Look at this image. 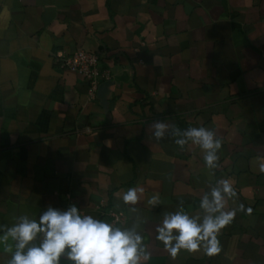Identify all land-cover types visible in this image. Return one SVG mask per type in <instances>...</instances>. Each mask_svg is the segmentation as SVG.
Here are the masks:
<instances>
[{
  "label": "crops",
  "instance_id": "0c3cea01",
  "mask_svg": "<svg viewBox=\"0 0 264 264\" xmlns=\"http://www.w3.org/2000/svg\"><path fill=\"white\" fill-rule=\"evenodd\" d=\"M77 49L112 74L95 98L59 64ZM158 121L170 126L159 141ZM191 127L221 140L215 168L183 136ZM220 180L236 209L220 251L172 257L157 226L181 207L203 217ZM101 203L142 236L140 264H264V0H0V225L71 204L110 223Z\"/></svg>",
  "mask_w": 264,
  "mask_h": 264
},
{
  "label": "clouds",
  "instance_id": "9594fccd",
  "mask_svg": "<svg viewBox=\"0 0 264 264\" xmlns=\"http://www.w3.org/2000/svg\"><path fill=\"white\" fill-rule=\"evenodd\" d=\"M169 127V124L158 121L152 125V135L159 141ZM173 134L179 133L173 129ZM183 136L204 151L203 159L208 168L217 166V152L222 142L212 130L191 127L183 132ZM186 142L185 139L175 141L180 146ZM218 184L221 187L212 188L210 194L205 193L200 198L203 217L190 215L181 207L166 213L157 226V239L163 242L172 257L181 249L191 252L202 247L208 255L220 251L218 233L231 222L236 209L225 210V196L230 198L234 195L230 182L220 180ZM122 199L126 204H135L137 190L129 189ZM148 203L155 205L158 198L154 196ZM0 233H3L0 240L8 241L10 238L14 242V250L11 247L7 249L11 252L7 264H60L62 257L71 264H140L143 252L140 233L81 214L76 204L63 209L50 205L38 219L19 216L10 227L0 225Z\"/></svg>",
  "mask_w": 264,
  "mask_h": 264
},
{
  "label": "built area",
  "instance_id": "2783aa9c",
  "mask_svg": "<svg viewBox=\"0 0 264 264\" xmlns=\"http://www.w3.org/2000/svg\"><path fill=\"white\" fill-rule=\"evenodd\" d=\"M58 59L61 67L80 74L89 82L90 98H95L100 86L112 79L111 72L101 68L98 52L77 49L71 53L62 52L58 55ZM97 209L103 211L114 226L123 223L126 219L123 211L104 209L103 203L98 205Z\"/></svg>",
  "mask_w": 264,
  "mask_h": 264
}]
</instances>
